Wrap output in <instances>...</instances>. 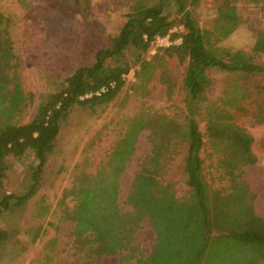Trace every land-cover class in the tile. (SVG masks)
I'll use <instances>...</instances> for the list:
<instances>
[{
  "label": "rangeland",
  "instance_id": "1",
  "mask_svg": "<svg viewBox=\"0 0 264 264\" xmlns=\"http://www.w3.org/2000/svg\"><path fill=\"white\" fill-rule=\"evenodd\" d=\"M200 1L192 12L205 32L208 45L259 53L261 56L256 62L264 68V0H239L236 5L233 3L238 0H220L221 7L215 0ZM139 5L162 6L163 13L175 23L172 39H177L173 38L174 34L182 33L183 15L175 0H0V13L4 15L14 54L7 66L11 81L0 104V130L7 124L29 122L42 101L61 91L78 68L92 65L97 51L112 45L113 38ZM221 11L239 14L236 20L240 25L227 37L223 27L229 25H223L226 18ZM158 49L163 48L154 44L147 52L129 50L126 53L133 68L113 101L102 105H75L71 109L61 123L55 150L39 174L35 194L20 204L15 198L30 192L39 160L32 151L20 158L9 157L10 169L0 198H14L10 200L9 209H0V231L7 236L0 247V264H141L151 255L157 239L150 215L157 220L162 239L176 248L197 249L205 245V235L212 239L221 234L219 228L233 227L227 223L234 221L230 216L226 221L221 211L216 214V228L213 225L206 231L205 223L199 222L198 219L205 218L206 211L200 206L192 209L188 205L194 192L187 184L183 169L186 145L181 144L176 133L168 137L170 130L164 131L167 143L160 158V169L154 172L155 179L147 187L139 182L137 190L134 189L143 163L152 151L151 129L146 128L138 133L134 151L120 176L118 202L122 212L128 215L129 224L136 229L130 247L117 255L93 258L87 256V251L81 249V243H76L72 236L69 215L76 202L70 193L74 180L108 170L113 148L135 119L165 116L158 118L156 128L160 132L164 125L174 128L175 124L184 122L187 99L182 84L187 63L165 56ZM141 60H153L147 68L153 73L149 81L146 74L143 80L137 77ZM210 75L213 81L207 90L208 99L228 100L236 123L243 125L256 139L253 150L259 161H264V123L257 121L264 114V72L245 76L240 72L213 69ZM242 88L250 92L243 103ZM14 98L24 100L17 107L10 106ZM234 102L237 109L232 105ZM200 129L205 135L201 152L204 174L213 194L217 197L240 192L236 175L239 176L241 169L234 171L236 181L229 174V163L235 164L236 156L230 157L231 151L222 144L214 145L202 120ZM134 191H137L138 206L131 200ZM167 192L174 195H170L169 209L162 207V197H150L151 193L159 196ZM220 201L215 208L217 211L224 207L219 205ZM222 202L232 209H243L242 202L234 195ZM208 211L212 215L211 207ZM220 244L226 256L224 246L231 244ZM156 257L154 263L163 264L162 256L157 253ZM180 262V258L174 257L170 264Z\"/></svg>",
  "mask_w": 264,
  "mask_h": 264
},
{
  "label": "trees",
  "instance_id": "2",
  "mask_svg": "<svg viewBox=\"0 0 264 264\" xmlns=\"http://www.w3.org/2000/svg\"><path fill=\"white\" fill-rule=\"evenodd\" d=\"M176 2L179 5V12L183 15L181 22L183 31L174 34L173 38L181 37L182 42L158 51L160 50L165 56L177 58L181 63H187L182 84L187 99L184 122L175 124L174 128L164 125L160 132L159 128H156L160 121L158 118H166L165 116L135 119L128 132L113 148L109 169H103L96 175L86 174L74 180L70 193L76 202L69 215L73 224L72 236L76 243H81V249L87 251V256L93 258L117 255L130 247L136 229L134 225L129 224L128 215L122 212L118 202L120 176L125 169L126 161L134 151L138 133L146 128L151 129L152 151L143 163L134 189L139 182L146 187L149 186L152 179H155L154 172L160 169V158L167 143L164 131L170 130L168 137H174L176 133L180 137L181 144L186 145L183 169L187 184L194 192L192 202L188 205L192 209L200 206L206 211L205 218L198 219L199 222L201 220L202 224L205 223L206 231L213 225L216 228V214L221 211L226 221L230 216L234 223H227L233 225L229 229L219 228L218 232L221 234L217 237L211 239L205 235L204 246H198L197 249H193L192 246L176 248L162 239V234L159 235L158 232L160 230L157 228V220L150 215L157 239L151 255L141 264H156L154 258L157 259V253L162 256L163 264H170L174 261V257L180 258L179 264H210V262L226 264L223 263L225 260H229L230 264H264V220L254 214L252 206L246 201L247 197L242 193V186L238 187L240 192L228 194V196L234 195L242 202V211L232 209L228 203L222 202L228 197L227 195L216 193L217 197H215L214 190H211L204 174V159L201 152L205 144V135L200 129V120H202L206 123L208 137L212 139L214 145L222 144L231 151L230 157L234 155L240 161L238 163L236 160L235 164L229 163L231 168L229 174L235 181L236 176L238 177V175L233 176L235 170L257 161L252 151L254 138L243 128V125L241 127L236 123L234 111L228 107L230 106L228 100L220 98L218 101H211L207 97V90L213 81L210 75L213 69L240 72L245 76L264 72V68L256 62V58L261 54L244 50L216 49L208 45L205 32L193 16L192 10H186V0H176ZM223 16L226 18L223 25H229L228 28L223 27L224 36L227 37L236 30L240 22L236 20L238 15L234 12ZM174 26L175 23L163 13L162 6L139 5L113 38L112 45L97 51L92 65L78 68L67 79V84L61 91L42 101L35 116L29 122L21 125H5L7 127L0 130V190L10 169L9 157L20 158L26 152L32 151L39 160L38 169L34 174L35 183L28 194L15 199H17L16 203L20 204L32 197L36 192L39 174L55 150L61 123L69 116L71 109L75 105H102L113 101L124 86L123 75L130 73L133 68L126 59V53L129 50L147 52L156 37L168 35ZM13 55L7 26L4 24V15L0 13V104L4 101L5 92L11 81L7 66ZM152 63L153 60H141L137 77L143 80L146 74V81L151 80L153 73L147 68ZM103 87L107 90L97 95L96 92ZM17 90L21 95L20 89ZM90 94H92L90 97H86ZM249 96L250 92L242 88V103L246 102ZM23 100L14 98L10 106L17 107ZM234 104L237 103H232ZM234 107L237 109L238 106L234 105ZM262 111L264 112V109ZM257 121L264 123V114L257 118ZM136 192H132L131 200L138 206ZM151 194L152 196H149L152 199L162 197L164 209L170 208L168 203L171 197H174L171 192L159 196ZM13 198L14 196L0 198V209H9L10 200ZM219 200H221L219 205L224 207L217 211L215 208ZM210 207L212 215L208 211ZM193 212L195 218V209ZM188 220L190 221V218ZM6 237V232L0 231V247ZM223 242L231 244L224 246L226 256H223L220 250V243ZM205 251H207L206 256Z\"/></svg>",
  "mask_w": 264,
  "mask_h": 264
},
{
  "label": "crops",
  "instance_id": "3",
  "mask_svg": "<svg viewBox=\"0 0 264 264\" xmlns=\"http://www.w3.org/2000/svg\"><path fill=\"white\" fill-rule=\"evenodd\" d=\"M186 1H188V3H186V10H192L194 7H196V4L199 3V0ZM94 2H96V0H94ZM200 2H202V0ZM238 2L239 0L233 4L236 5L238 4ZM215 3L220 7L221 5H223L222 3H220V0H215ZM229 6L230 4H228V7ZM221 13L224 14L223 11H221ZM236 15L239 16V14ZM255 141L256 139H254V143ZM252 151L255 154L257 161L254 164L247 165L241 168V172L238 176L237 182L242 186V193L245 197H247L246 201L252 206L254 214L264 220V161H259L258 154L256 150H253V146ZM204 255H207V251H205ZM223 263L230 264V261L225 260L223 261Z\"/></svg>",
  "mask_w": 264,
  "mask_h": 264
},
{
  "label": "built area",
  "instance_id": "4",
  "mask_svg": "<svg viewBox=\"0 0 264 264\" xmlns=\"http://www.w3.org/2000/svg\"><path fill=\"white\" fill-rule=\"evenodd\" d=\"M172 30L168 35L166 36H158L155 38L154 42L152 45H156L157 47H161V48H167L170 47L174 44H180L182 42V38L179 37L176 40L172 39V34H173ZM129 76V74H124L123 78L124 80H126V78ZM107 90V88L103 87L100 91L96 92L97 95H100L101 93L105 92ZM92 94L87 95L86 97H90Z\"/></svg>",
  "mask_w": 264,
  "mask_h": 264
}]
</instances>
